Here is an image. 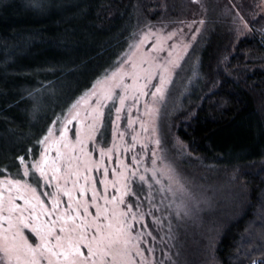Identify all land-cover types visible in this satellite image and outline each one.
I'll return each instance as SVG.
<instances>
[{
  "label": "trees",
  "instance_id": "1",
  "mask_svg": "<svg viewBox=\"0 0 264 264\" xmlns=\"http://www.w3.org/2000/svg\"><path fill=\"white\" fill-rule=\"evenodd\" d=\"M206 3L197 73L168 128L195 157L202 185L226 189L234 177L245 193L237 215L219 209L203 215L202 228L175 227L167 263L208 264L211 256L216 264H252L264 260V17L250 19V34L237 40L227 0ZM194 9L189 0H0V178L38 187L31 164L44 145L37 141L122 64L147 24ZM111 113L100 131L104 146ZM203 228L217 234L213 250Z\"/></svg>",
  "mask_w": 264,
  "mask_h": 264
},
{
  "label": "rangeland",
  "instance_id": "2",
  "mask_svg": "<svg viewBox=\"0 0 264 264\" xmlns=\"http://www.w3.org/2000/svg\"><path fill=\"white\" fill-rule=\"evenodd\" d=\"M189 1L196 6L189 16L178 21L147 24L122 64L97 82L95 87L79 100L66 117L67 120H71V123L66 126L68 139L72 142L76 140L77 131L82 130V134L87 135L89 125L95 123L96 130L92 133L94 139L86 142V148L91 152L94 161L101 160V148L107 150L113 146V143L118 146V150L111 154V159L106 155L102 166L88 173L90 177L89 189L94 180L97 192L101 196L104 195V185L100 183L104 179V167L109 169L107 177L110 182L107 190L109 196L116 194L111 187V182L116 179L112 169L118 168V160L127 164L131 162L132 156L139 154V158L143 161L140 165L141 171L145 167L156 168V179L161 180L162 183L153 182L150 191L145 185V191L141 193L140 208L134 209L144 213L143 220L138 217L133 222V231L139 234L140 247L144 250L145 264H168L167 262L171 259L168 244L172 242L175 227L180 225L188 228H202L203 215L209 212H218L219 209L224 211V217L230 218L234 214L237 215L242 202L240 196H244L245 193L242 183L237 182L234 177L226 181V189L221 186L214 190L202 185L205 181L199 180V174L195 173L194 168L191 167L190 159H195V157L178 137L170 133L168 128L167 120L182 105L183 98L188 94V90L193 84L198 68L197 55L194 50L196 47L199 49L197 43L205 29L210 13L206 0ZM227 2L230 6V8L227 7V10L229 12L231 9L232 12L230 15L231 27L235 32L236 39L240 40L251 32L250 19L264 17V0H227ZM200 21L203 23L201 24ZM196 29H199V32ZM133 64L136 66L133 67ZM262 69L264 70V68ZM133 74L136 79H133ZM149 74L151 79L147 80ZM161 75L164 77L163 92L153 97L152 93L156 91V86L161 84ZM117 82L121 84V87L113 88V98L103 100V90ZM145 83H147V87L144 91L147 95L141 96L137 89ZM120 96L127 98L117 120L116 109L121 106ZM136 96L139 97V101L134 104ZM97 99H101L98 112L94 111L97 108ZM146 104L154 110L151 118L145 115ZM110 108L112 111L110 135L107 145L104 146V139L100 131ZM73 117L76 118L73 119ZM130 118L134 121L131 125H129ZM141 121H145L149 128L147 133L141 129ZM153 126L156 128L155 133L152 132ZM61 127L53 131V138H59ZM166 131L169 132L168 137H171V142L168 140ZM121 134H123L122 139ZM133 135L138 137V141L135 143L132 140ZM155 138L161 140L159 147L152 142ZM141 142L146 143L148 147L142 148ZM129 145L134 146L129 151H124ZM153 149H157L155 157L152 156ZM49 155H56L55 147H52ZM152 159L156 160L155 165H152ZM209 168L212 169L214 166H209ZM165 169L171 171L166 172ZM36 174L39 177V173L36 172ZM146 175L151 177V171ZM169 175L172 176V181L169 180ZM12 179L9 177L0 178V191L5 192V195H7V189L4 181ZM72 179L74 177L68 181L70 188ZM39 180V186H33L37 188V194L45 201L46 206L50 207L51 200L48 194L55 192V181L52 184H46L42 178ZM60 183L63 184L64 181L61 180ZM80 183H84L82 178ZM169 187H171V191L168 190ZM75 195L79 196V192L77 191ZM90 197L91 191L85 198L90 200ZM59 198L61 200L60 207H66L67 196L60 193ZM16 202L23 205V200L18 199ZM99 202L104 203L103 200ZM89 211L95 215L94 206L90 207ZM0 226L6 228L7 221L0 220ZM204 232L207 248L213 250L217 234L212 228L204 229ZM24 233L30 242L34 241V234L30 232V229H24ZM209 260L208 264H216L211 256H209ZM0 264H7L2 253H0Z\"/></svg>",
  "mask_w": 264,
  "mask_h": 264
},
{
  "label": "snow or ice",
  "instance_id": "3",
  "mask_svg": "<svg viewBox=\"0 0 264 264\" xmlns=\"http://www.w3.org/2000/svg\"><path fill=\"white\" fill-rule=\"evenodd\" d=\"M200 23L202 24L203 21ZM196 31L199 32V29ZM135 66L133 64V67ZM133 79H136L135 74ZM146 79L150 80L151 75L149 74ZM163 83L164 77L161 75V84L156 86V91L152 93L153 97L162 94ZM119 87H121L119 82L106 87L102 99L111 100L114 95L113 88ZM146 87L147 83L137 89L141 96L147 95L144 91ZM126 98L120 96L121 106L116 109L117 120ZM138 101L139 97H134V104ZM96 104L97 108L94 111L98 112L101 99H97ZM153 114V108L146 104L145 115L151 118ZM68 123H71V120L66 119L59 138H53V128L50 127L47 134L37 141L38 144L44 145V151L41 152L40 159L31 164V168L39 173L37 184L41 178L46 184L55 181V192L48 194L51 200L50 207L46 206L45 201L37 194V188L31 183L23 179L4 181L7 195L0 191V220L7 221V227L0 226V253L7 264H145L139 234L133 231V222L138 217L143 220L144 213L134 209L140 208L141 193L145 191V185L150 191L153 182L162 183L161 180L156 179V168L145 167L141 171L140 165L143 161L139 158V154L132 156L131 162L127 164L118 160V168L112 169L116 179L111 182L116 194L109 196L107 191L110 183L107 179L109 169L104 167V179L100 181L104 185V195L101 196L97 192L94 180L89 189L88 173L93 169H99L106 155L111 159V154L118 150V146L113 143V146L107 150L101 148V160L94 161L91 152L86 148V142L94 139L92 133L96 130L95 123L89 125L87 135H83L82 130L77 131L75 142L68 139L66 126ZM132 123L134 121L130 118L129 125ZM141 129L146 133L149 131L145 121H141ZM155 131L156 128L153 126L152 132ZM122 138L123 134H121ZM132 140L134 143L137 142V135H133ZM152 142L157 147L161 144L159 138H155ZM133 146L129 145L124 151H129ZM141 146L144 149L148 147L143 142ZM52 147L56 149L55 156L49 155ZM156 154L157 149H153L152 156L155 157ZM17 159L24 166L23 176H30L25 157L20 156ZM151 163L155 165L156 160L152 159ZM149 171L152 173L151 177L146 175ZM72 177L74 179L70 188L68 181ZM81 178L84 183H80ZM61 180L64 181L63 184L60 183ZM169 180H173L171 175ZM168 190L171 191V187ZM77 191L79 196L75 195ZM89 191H91L90 200L85 198ZM60 193L68 198L67 206L63 208L60 207ZM18 199L23 200V205L16 202ZM100 200L104 203L101 204ZM92 206L95 208V215L89 211ZM24 229H30L34 234L33 242L29 241ZM252 264H264V260H253Z\"/></svg>",
  "mask_w": 264,
  "mask_h": 264
}]
</instances>
